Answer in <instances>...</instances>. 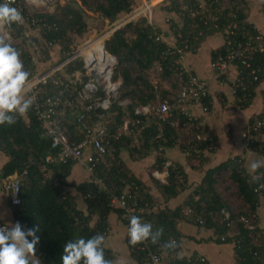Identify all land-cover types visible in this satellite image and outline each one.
Segmentation results:
<instances>
[{
  "label": "trees",
  "instance_id": "1",
  "mask_svg": "<svg viewBox=\"0 0 264 264\" xmlns=\"http://www.w3.org/2000/svg\"><path fill=\"white\" fill-rule=\"evenodd\" d=\"M228 2L229 5H225L223 0H203V2L200 0H163L159 8L173 15L170 17L171 25L169 26L176 38L181 33L184 38L190 36L198 42L214 31L224 32L226 26L234 29L236 33L234 37L237 41L242 40V32L262 35L248 20L249 10L246 0H228ZM138 4L139 0H94L92 4L87 0H67L64 4L57 3L51 13L42 12L33 15L35 19L44 18L50 26L49 28H42L39 26V22L35 28L39 30L40 35L35 38V41L39 42L43 48L45 58H49L50 48L56 45H60L66 53H70V36L72 34L83 35L88 30V19L93 20L94 18L90 13H95L99 19L101 18L100 20L96 19L101 23H104L102 17L106 18L109 23H113L134 10ZM11 6L16 8L18 4ZM25 14L24 11L22 16L25 17ZM8 27L14 40L13 48L20 52V59L25 70L33 72L37 65L34 52L27 45L29 39L25 35L26 27L21 23H13ZM155 32H160V30L153 24H149L146 17H140L138 20L128 22L115 30L105 41L106 50L117 58L114 78L116 79L119 75L122 77L119 97L130 100L126 107L120 105L119 100H115L109 110L106 111L109 119L108 129L111 132H116L123 125L125 116L137 118L136 109L155 103L158 97L161 100L165 98L174 100V94L164 86L165 81L169 78V72L166 68L170 66V59L161 62L162 53L167 50L168 44L165 40H156ZM225 55L226 50L223 47V49L212 53V59L216 60ZM157 62H161L165 69L159 73V81L153 83L150 71ZM251 63L252 67L258 70V80L250 84L245 92L239 94L240 97H243V100L238 103L242 108L249 106L254 97L253 90L264 76V52L254 53ZM238 69L246 76L247 83L252 81L253 78L248 75V68L239 63ZM78 70H84L83 61H72L66 65L63 71H59L55 76L50 77L46 83L40 84L37 94L39 99L47 94L58 93L62 87V82L70 81L74 72ZM54 79H57V83H54ZM81 86L82 84L79 83L78 88ZM29 97L25 96V98ZM205 102L208 105L210 103L208 98L205 99ZM96 113L94 114L96 115ZM26 114L29 121H26L22 114H15V123L0 124V150L9 156V160L0 169V184L4 187L9 176L15 173L20 175L21 204L16 206L14 215L19 218L25 228L39 224L40 231L37 234L40 236V242L36 246V254L42 263L62 264L63 248L68 240L87 239L97 233L103 234L106 239L109 231L108 216L111 212H116L128 226L129 220L123 217L124 211L122 209L110 204L107 192L96 183L90 180L80 183L69 181L72 168L76 164L74 161L47 164V170L42 171V165L46 164L45 158L54 153L55 150L51 148V140L37 119L32 104ZM74 116V114H67L62 127L71 141L82 138V133L77 127ZM256 117L264 118V112ZM141 118L145 119L144 117ZM173 121L174 118L172 117L166 119L150 117L149 121H145V127L139 134L140 144L138 146L133 145L134 137L131 134H123L121 138L113 139L108 146L110 150L113 149V157H107V165L103 162L99 163L96 168L97 174L106 176L111 180L119 194L128 184L134 183L131 192L138 195L141 203L147 204L143 216L151 219L154 231L162 229L157 239L163 244L161 261L164 264L200 263L195 254L190 258L179 257L184 236L179 229V223L184 219L193 222L196 216H201L206 220L205 226L214 228L219 242H222L221 236L228 234L230 230L227 222L236 220V233L232 237L228 236L223 242L235 244L237 264H264L261 261L260 252L262 248L260 249V243L253 238L255 231L239 221L241 216L247 215L246 209L251 214H257L262 195L255 189L261 182H264V169L260 173H256V176H252L244 167L241 168L240 158L235 157L208 172L198 188H195L188 202L187 207L193 209V215L185 214L183 208L170 209L165 207L160 209L155 207L156 201L144 189L145 187L128 174L129 170L121 155L123 150H127L131 157L134 155L140 157L149 155L152 151L156 152L159 146L158 135L160 133L166 140L167 148L176 145L178 135L173 126ZM194 130L195 132L200 131L201 128L196 124ZM255 136L259 138L264 136V129ZM163 138L161 142H164ZM257 140L258 138L251 141V145L255 148L259 147L257 142L260 140ZM205 143L206 141H202L200 144ZM185 146L186 148L189 147L188 144ZM260 146L264 149V142H261ZM191 152L194 153L193 150ZM162 160L158 156L155 166L161 169ZM223 168H228L229 176L237 185L238 194L243 201L245 209L237 214L230 211L226 201L214 188V175ZM180 177L185 178L182 170L175 165L171 171L168 185L162 186L166 200L176 197L185 188L179 181ZM71 190L85 199L88 212L79 208L76 195ZM195 196H198L197 199ZM94 217L99 220L95 225H92ZM171 239L176 240L175 246L165 247L172 241ZM104 244L105 259L110 261V264H115V253ZM128 246L134 260L140 263H149L146 257L147 251H137L129 243ZM150 246L152 249L155 248L154 251L157 248L153 242L150 243Z\"/></svg>",
  "mask_w": 264,
  "mask_h": 264
},
{
  "label": "built area",
  "instance_id": "2",
  "mask_svg": "<svg viewBox=\"0 0 264 264\" xmlns=\"http://www.w3.org/2000/svg\"><path fill=\"white\" fill-rule=\"evenodd\" d=\"M21 1L22 0H9L10 5L18 4L16 8L21 13L24 11L26 12L25 17L23 15V23L21 24L26 27L25 35L28 39L32 37L27 27L35 28L38 26L39 22V26L42 28L50 27L44 18L41 20L35 19L33 17L35 13H51L54 11L57 3L64 4L67 2V0H25L36 8V10H32L27 9ZM153 1L154 0H141L140 4L134 10L111 23L113 27L110 29L109 33L112 34L126 23L136 21L140 17H146L148 23L152 24L151 20L154 10ZM102 20L109 23L104 17H102ZM224 31L226 55L220 56L217 60L212 62L213 68L217 69L215 74L216 77L220 78L227 75V70L231 65L238 66L239 63H242L248 68V75L253 78L252 81L247 83L246 76L238 69V75L231 88L232 94L236 99L235 101L238 104L243 100V97H240L239 94L245 92L250 84L258 80V70L252 67L251 59L254 53L264 52V36L242 32V40L237 41L234 37V35H236L234 29L232 30L230 26H226ZM154 35L156 40H165V35L162 32H155ZM194 39L195 38L192 39L190 36L184 38L183 35L179 33L175 42L172 45L168 44L167 50L164 51L161 56V62L168 58L170 59V66L166 68L169 72V78L167 79L168 81L166 80L165 88L171 91L176 85L174 100L168 98L161 100L158 97L155 103L139 107L135 112L138 117L132 118L125 116L123 125L119 127L116 132H111L108 129L109 119L107 118L106 111L109 110L111 104L115 100H119V104L122 106L123 103H130L128 98L123 100L114 98L120 96L119 90L122 85L121 75L116 79L114 78L117 58L102 46L109 57V65L107 66L105 64L106 66L101 71L99 67L96 66V61H92L91 63L88 62L89 55L91 53L93 55V48L97 47L100 41H102V44L105 43L104 40H99L96 43H87L85 46L80 45L76 50H74L70 44L71 52L67 53L65 59L57 65L50 67L43 73H40L37 67L33 72L29 71L28 91L25 93V96H30V98H32L33 111L45 128L46 135L51 140V148L55 150L54 153L47 155L45 158L46 164L42 165V171L47 170V164H56L70 160L74 161L86 168L89 172L90 181L96 183L101 189L107 192L110 204L124 211L123 217L125 219L129 220L131 215H139L140 217L142 216L141 219L143 222L153 224L151 219L143 216L147 204L141 203L138 195L131 192V187L134 186V183L128 184L119 194L114 183L106 176H99L96 172V168L100 162L107 165V157H113V149L111 148L110 150L108 147L113 139L117 140L121 138L123 134H131L134 137L133 145L138 146L140 144L138 138L139 134L145 127V121H149L150 117H155L157 119L174 118L173 126L177 130V142L184 141L191 149L202 151L208 138L203 129L195 132L194 127L196 124L200 126L201 117L193 111V108L196 107L202 115L208 112L209 105L205 102V99L209 97V85L206 80L199 78L193 71L187 68L182 61L187 50L196 43ZM0 43H7L12 47L14 45L13 36L11 35L8 24H0ZM75 60L83 61L84 70L75 71L70 81L62 82V87L58 93L47 94L42 99H39L37 96L39 85L46 83L50 77L55 76L59 71L64 69L66 65ZM161 62H157L152 69H157L158 73L165 69ZM92 72H95L96 76H93ZM84 77L86 78L84 79ZM152 82L157 83V81L153 79ZM54 83H57V79H54ZM79 83L82 84L81 88H78ZM95 112H97L96 115L94 114ZM67 114L75 115L77 127L82 133L81 139L71 141L62 128L66 121L65 118ZM262 129H264V118L255 116L242 133V137L245 140L248 150H256L264 156V149L262 146L255 148L251 145V141L257 138L255 134ZM182 133H185V139L182 138ZM158 138L159 146L156 153L163 159L161 163L162 167L160 170L156 169L152 171V175L159 180L162 185H168L171 171L175 164L167 155L168 148L165 145L166 140L163 138L162 133L158 135ZM162 138L164 142H161ZM202 141H206V143L203 145L200 144ZM240 162L242 168V161L240 160ZM179 181L183 183L184 180L180 177ZM4 188L8 193L11 204L15 208L19 206L21 204L20 175L15 173L9 176L4 183ZM255 190L261 192V195L264 196V182H261ZM183 211L185 214H192L190 208H186ZM245 212H247V215L241 216L239 221H242L249 229H253L255 215L251 214L248 209H246ZM16 221L20 222L19 218L15 217V222ZM205 221L206 220L201 216H196L194 220V222L201 226L205 225ZM5 223L6 222L0 219V226ZM227 226H229L230 230L228 234L221 236L222 241H226L228 236L232 237L237 231L236 220L228 221ZM216 237L218 238V235H216ZM171 240L176 242L174 239ZM150 243H152V240L149 238L142 243L132 246L135 247L137 251H147L146 257L150 264H164V262L161 261L163 244L157 239L154 243L157 248L154 251L155 248L152 249ZM197 258L200 260L199 264H207V259L204 255H199Z\"/></svg>",
  "mask_w": 264,
  "mask_h": 264
},
{
  "label": "crops",
  "instance_id": "3",
  "mask_svg": "<svg viewBox=\"0 0 264 264\" xmlns=\"http://www.w3.org/2000/svg\"><path fill=\"white\" fill-rule=\"evenodd\" d=\"M203 2V0H200ZM248 3V20L257 30L264 36V0H246ZM158 7H154L152 24L157 27L160 32L164 33L167 44L172 45L175 42V35L171 31L170 17L166 11ZM91 14V13H90ZM175 16V15H174ZM169 22V24H167ZM180 22V20H178ZM226 28V27H225ZM225 31H214L212 34L206 35L201 41L193 44L183 57V63L187 68L193 71L199 78L204 79L209 85V110L205 115L199 113L195 107L193 111L200 115V126L207 136V143L202 151L191 149L185 146L184 141L177 142L176 145L167 149V155L183 172L184 181L181 183L185 188L180 193L169 200H166L163 193L162 184L153 177L152 171L159 169L155 166L158 157L155 151L149 155L140 157L130 156L127 150H123L122 158L126 162L128 174L132 175L135 180L145 187L146 191L156 201L155 207L160 209L168 207L189 208L188 202L191 199L195 188L203 181L208 172L213 171L223 163H227L230 159L239 157L246 171L256 176L264 169V156L256 150H248L242 133L245 131L251 119L258 114L264 112V76L260 83L254 88V97L249 106L242 108L235 101L232 94V85L238 75V66L231 65L227 70V75L217 78V69L213 68L212 53L217 52L225 47ZM217 60V59H216ZM26 121H29L25 113L22 114ZM260 142H264V136L257 137ZM256 138V139H257ZM194 151L192 153L191 151ZM9 160V156L0 150V169ZM252 162H258L260 166L255 170L251 169ZM227 171L223 168L215 173L214 188L216 192L226 201L230 211L237 214L245 209L241 196L238 194L237 187L235 191L224 186L220 176ZM216 172V171H215ZM14 175V174H13ZM51 175V174H49ZM230 177V176H229ZM90 180L89 172L86 168L76 163L73 168L69 181L80 183ZM237 186V185H236ZM76 195L79 208L88 212L85 199L71 190ZM198 196H195L197 199ZM238 201L235 203L234 201ZM191 209V208H190ZM236 209H238L236 211ZM192 214L193 215V209ZM15 207L11 204L6 189L0 184V219L4 222H15ZM191 219V218H190ZM99 219L94 217L92 225ZM108 236L105 239V246L109 247L115 253V264H149L140 263L131 256L127 243L128 225L124 223L123 218L119 217L116 212H111L108 216ZM179 229L184 234L183 247L179 252V257L190 258L192 255H204L207 264H237V255L235 244L233 242H219L216 237L217 233L213 227L200 226L196 222L186 219L180 221ZM254 240L260 243L261 261L264 262V196H262L257 214L254 220ZM39 258V256L36 254ZM39 264H43L39 258Z\"/></svg>",
  "mask_w": 264,
  "mask_h": 264
},
{
  "label": "clouds",
  "instance_id": "4",
  "mask_svg": "<svg viewBox=\"0 0 264 264\" xmlns=\"http://www.w3.org/2000/svg\"><path fill=\"white\" fill-rule=\"evenodd\" d=\"M23 23L22 13L10 5L9 0H0V24ZM29 72L25 70L20 52L7 43H0V124L15 123V114H23L33 103L25 98L28 91ZM260 164L252 162L255 170ZM39 224L25 228L19 221L7 222L0 226V264H39L36 246L40 242ZM161 230H153L151 223L131 215L128 226V242L142 243L149 238L157 241ZM105 236L97 233L87 239L68 240L63 248L62 264H110L105 259ZM171 241L165 247H174Z\"/></svg>",
  "mask_w": 264,
  "mask_h": 264
},
{
  "label": "rangeland",
  "instance_id": "5",
  "mask_svg": "<svg viewBox=\"0 0 264 264\" xmlns=\"http://www.w3.org/2000/svg\"><path fill=\"white\" fill-rule=\"evenodd\" d=\"M89 3H93L94 0H87ZM163 0H154V7H158L157 5H160L162 3ZM225 2V5H229L228 0H223ZM141 0H139V4H140ZM21 3H23V5L25 7H27V9H32V10H36L35 7H33V5H30L29 3H27L25 0H22ZM138 4V5H139ZM91 16H93V20L92 19H88V23H89V27L88 30L83 34V35H77V34H72L70 37V42L71 45L73 47L74 50H76V48L78 46H85L87 43H96L99 40H104L106 41L111 33H109L110 29L113 27V25L111 23H106L104 20V23H101L99 20V17L95 15V13H91ZM99 19V20H96ZM115 26V25H114ZM30 35H31V39L28 40L27 45L29 47V49L31 51L34 52V56H35V61H36V65H37V70L40 73H43L44 71L46 72V70H48L50 67L57 65L59 62H61L62 60L65 59V55L67 54L60 45H56L52 48H50V56L49 58H45V55L43 53V48L41 47V45H39V42L35 41V38H37L40 33L39 30H37L36 28H29L27 27ZM72 49V50H73ZM116 68V67H115ZM65 69V68H64ZM64 69H62L61 71H63ZM60 71V72H61ZM160 73V72H159ZM159 73L157 71V69H152L150 71V75L152 77V79L154 81H159L160 77H159ZM168 81V80H167ZM166 84V81L164 83V86ZM168 84V83H167ZM175 90H176V85L172 88L171 92L174 93L175 95ZM115 99L120 98L119 96L114 97ZM123 100V99H120ZM128 104H124L123 106L126 107ZM182 138L185 139V133L181 134ZM222 183L224 184V186L230 185L229 187L232 189L231 191H235L236 189V184L234 181L231 180V178L229 177V172L227 173V171H225L223 173L222 176H220ZM236 193V191H235ZM235 203H237L238 201H234ZM242 209H243V205H242ZM238 209H236L237 211Z\"/></svg>",
  "mask_w": 264,
  "mask_h": 264
},
{
  "label": "bare ground",
  "instance_id": "6",
  "mask_svg": "<svg viewBox=\"0 0 264 264\" xmlns=\"http://www.w3.org/2000/svg\"><path fill=\"white\" fill-rule=\"evenodd\" d=\"M97 45V47H95V45V48H93V55L92 53L89 55L88 62L91 63L92 61H96V66L102 71L106 65H109V57L102 48V41H100Z\"/></svg>",
  "mask_w": 264,
  "mask_h": 264
},
{
  "label": "water",
  "instance_id": "7",
  "mask_svg": "<svg viewBox=\"0 0 264 264\" xmlns=\"http://www.w3.org/2000/svg\"><path fill=\"white\" fill-rule=\"evenodd\" d=\"M103 47H105V43H103ZM93 76H96L95 72H92Z\"/></svg>",
  "mask_w": 264,
  "mask_h": 264
}]
</instances>
